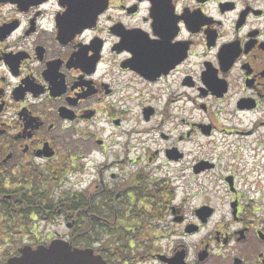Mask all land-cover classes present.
I'll return each mask as SVG.
<instances>
[{"label":"flooded vegetation","instance_id":"obj_1","mask_svg":"<svg viewBox=\"0 0 264 264\" xmlns=\"http://www.w3.org/2000/svg\"><path fill=\"white\" fill-rule=\"evenodd\" d=\"M263 194L257 0H0V264L51 221L108 264H264Z\"/></svg>","mask_w":264,"mask_h":264},{"label":"rangeland","instance_id":"obj_2","mask_svg":"<svg viewBox=\"0 0 264 264\" xmlns=\"http://www.w3.org/2000/svg\"><path fill=\"white\" fill-rule=\"evenodd\" d=\"M257 4L264 6V0H257ZM198 116V115H196ZM109 133V131H107V129H105L104 132H101L100 135H98L99 138L102 139H106L107 138V134ZM200 138V142H204L203 139ZM94 146L97 149L98 148V144L96 142H94ZM194 147L195 150L197 148V144L194 143ZM116 149H121V146L117 145L113 151H115ZM98 151L95 152V156L98 159L99 163H103L105 164L108 161H105L103 154L101 153V151L107 152L110 154L109 151V145H107V148L104 149L103 147L99 149H97ZM227 157V164H230L231 160H230V156H226ZM86 167L84 165L81 166V168L79 169V171L77 173H73L74 175H70V181H75L78 179V175H81L83 177V180L85 182V184H88L92 179V176L94 174V168H91L93 166V162L92 161H88L86 160ZM78 163V162H77ZM76 163V164H77ZM102 164V165H103ZM79 165V164H77ZM124 168V166L122 167ZM195 178H199L198 181H193V184L195 185V187L191 190V198L189 199L190 202H192V204H198L200 203V201H206L207 199L204 198V196L208 195V194H214L215 198H217L218 201H228V196L227 193L224 189V187L219 188L220 190L218 191H212L211 188H206L205 184L207 183V181L212 180L213 177L212 175H209L208 177L205 176H199V177H195ZM68 183V182H67ZM183 195V193H179V197H181ZM264 203V199L262 200ZM50 231H56L59 233V235H63L64 237L68 236L69 234L72 233V229H69L68 227H66V224L64 222H53L49 224ZM101 239L99 240L100 242H103L104 245H108V242L111 238V236H109V232L108 229L106 230H102L101 232ZM68 238V237H67ZM104 240V241H102ZM194 240H196V237L194 238ZM1 250V248H0Z\"/></svg>","mask_w":264,"mask_h":264},{"label":"water","instance_id":"obj_3","mask_svg":"<svg viewBox=\"0 0 264 264\" xmlns=\"http://www.w3.org/2000/svg\"><path fill=\"white\" fill-rule=\"evenodd\" d=\"M7 261L5 264H107L92 249H79L64 240H54L36 250L26 248L20 257Z\"/></svg>","mask_w":264,"mask_h":264},{"label":"trees","instance_id":"obj_4","mask_svg":"<svg viewBox=\"0 0 264 264\" xmlns=\"http://www.w3.org/2000/svg\"><path fill=\"white\" fill-rule=\"evenodd\" d=\"M83 199H85V198H83ZM87 199V198H86ZM75 200H77V198H75L74 197V194H72L69 198H66L65 199V201L66 202H69L70 203V207H71V209H73L74 208V202H75ZM50 201H52V198H50ZM89 228V226H84V229H88Z\"/></svg>","mask_w":264,"mask_h":264}]
</instances>
